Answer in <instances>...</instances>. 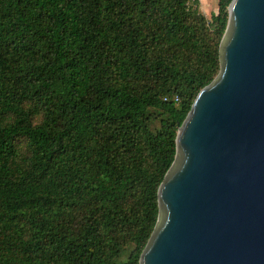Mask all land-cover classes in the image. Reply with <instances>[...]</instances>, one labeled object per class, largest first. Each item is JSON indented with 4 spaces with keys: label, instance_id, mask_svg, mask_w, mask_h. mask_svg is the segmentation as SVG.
<instances>
[{
    "label": "trees",
    "instance_id": "16d2710c",
    "mask_svg": "<svg viewBox=\"0 0 264 264\" xmlns=\"http://www.w3.org/2000/svg\"><path fill=\"white\" fill-rule=\"evenodd\" d=\"M231 0H0V264H138Z\"/></svg>",
    "mask_w": 264,
    "mask_h": 264
},
{
    "label": "water",
    "instance_id": "95a60500",
    "mask_svg": "<svg viewBox=\"0 0 264 264\" xmlns=\"http://www.w3.org/2000/svg\"><path fill=\"white\" fill-rule=\"evenodd\" d=\"M219 72L178 126L138 264H264V0H231Z\"/></svg>",
    "mask_w": 264,
    "mask_h": 264
},
{
    "label": "rangeland",
    "instance_id": "374dc122",
    "mask_svg": "<svg viewBox=\"0 0 264 264\" xmlns=\"http://www.w3.org/2000/svg\"><path fill=\"white\" fill-rule=\"evenodd\" d=\"M199 9L209 19L212 13L217 12V0H200Z\"/></svg>",
    "mask_w": 264,
    "mask_h": 264
}]
</instances>
